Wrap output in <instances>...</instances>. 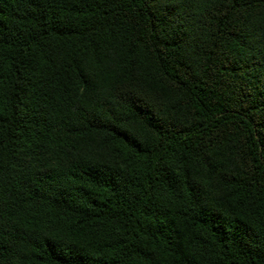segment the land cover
Returning <instances> with one entry per match:
<instances>
[{"label":"trees","instance_id":"obj_1","mask_svg":"<svg viewBox=\"0 0 264 264\" xmlns=\"http://www.w3.org/2000/svg\"><path fill=\"white\" fill-rule=\"evenodd\" d=\"M0 264H264V0H0Z\"/></svg>","mask_w":264,"mask_h":264}]
</instances>
